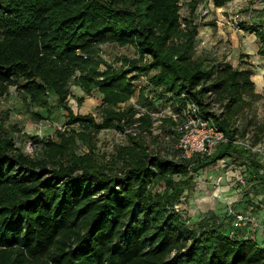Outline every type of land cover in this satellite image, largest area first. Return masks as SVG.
I'll list each match as a JSON object with an SVG mask.
<instances>
[{
    "label": "trees",
    "instance_id": "obj_1",
    "mask_svg": "<svg viewBox=\"0 0 264 264\" xmlns=\"http://www.w3.org/2000/svg\"><path fill=\"white\" fill-rule=\"evenodd\" d=\"M180 11V0H0V98L15 87L30 119L43 120L33 108L48 116L62 108L70 128L38 142L32 157L0 118V264H264V246L234 233L230 219L209 213L190 224L176 209L193 173L223 158L244 159L239 185L254 172L250 192L264 196V163L239 142L247 132L237 127L260 98L252 71L199 55V26ZM243 28L255 32L264 57V31ZM104 45L131 47L138 57H119L117 68L102 58ZM140 77L148 82L138 93L143 106L167 96L183 123L194 104L226 142L191 158L170 148L178 157L169 159L128 134L103 161L95 151L102 131L151 126L149 111L135 119L134 108L116 109L137 95ZM73 86L102 95L101 122L74 114ZM248 125L264 134V125ZM80 144L87 153L77 152Z\"/></svg>",
    "mask_w": 264,
    "mask_h": 264
},
{
    "label": "rangeland",
    "instance_id": "obj_2",
    "mask_svg": "<svg viewBox=\"0 0 264 264\" xmlns=\"http://www.w3.org/2000/svg\"><path fill=\"white\" fill-rule=\"evenodd\" d=\"M180 3L182 19H193L199 26L196 45L199 55L206 57L210 55L215 60L224 61L235 69L252 71L256 93L260 95V98L239 118L237 127L240 131L246 129L247 132L246 137L240 138L239 142L251 147L252 152L264 163V134H257L259 129L256 125H248L249 121L264 125V57L259 55L262 42L255 32L250 33L243 28L252 26L264 31V0H233L224 7H217L215 0H180ZM101 56L117 68L121 67V63H117L119 57H138L133 48H121L117 45L102 46ZM146 80L147 78L140 77L135 82L137 95L130 102L118 105L116 109L134 108L135 119L149 111L152 119L151 126H142L138 130L140 126L135 125L126 133L116 130L102 131L95 141V151L103 161L111 160L117 147L128 144V134L142 138L154 156L168 154L167 158L175 159L177 155L173 157L174 151L168 150L170 148L175 151L181 150L180 147L176 148L179 133L176 129V121L171 120L169 102L165 101L168 99L167 96L162 104L156 103L152 107H145L139 102L138 93L141 88L148 89ZM81 98L84 100L82 104L79 103ZM102 99V95L97 91L87 96L79 87L73 86L68 103L75 115H92L101 122ZM52 105L57 104L52 102ZM33 109L42 115L43 120L37 122L30 119L28 106L15 87L10 88L8 95L0 98V118L4 119L6 130L14 137L18 148L35 157L37 153H40L38 142L55 138L58 130L64 131L70 128L67 126L68 114L62 108H54L50 116L39 108ZM189 144L194 145L195 141L192 139ZM77 152L84 154L88 150L80 144ZM247 168L248 165L245 164L244 159L223 158L212 166L193 173L194 178L190 189L184 193L176 209L190 224L200 221L209 213H214L220 220L230 219V227L234 233L237 230L240 233L239 236H251L256 239L259 217L264 211V196H254L250 192L253 184L250 180L255 178L254 172L248 176L245 186L239 185L240 173ZM158 190L161 191L162 188ZM227 192L233 194L226 195ZM241 217L243 221L239 227H236L235 224ZM262 243L260 245L264 246V241Z\"/></svg>",
    "mask_w": 264,
    "mask_h": 264
},
{
    "label": "built area",
    "instance_id": "obj_3",
    "mask_svg": "<svg viewBox=\"0 0 264 264\" xmlns=\"http://www.w3.org/2000/svg\"><path fill=\"white\" fill-rule=\"evenodd\" d=\"M184 116L186 119L181 123L178 116L171 112V118L176 121V129L179 133L176 148L180 147V151L187 158H191L196 153L212 155L220 144L226 142L224 133L211 122V119L205 118L196 105L189 104ZM192 139L195 141L194 145L189 144ZM242 221L243 217L235 224L236 227H239Z\"/></svg>",
    "mask_w": 264,
    "mask_h": 264
},
{
    "label": "crops",
    "instance_id": "obj_4",
    "mask_svg": "<svg viewBox=\"0 0 264 264\" xmlns=\"http://www.w3.org/2000/svg\"><path fill=\"white\" fill-rule=\"evenodd\" d=\"M233 193H230V192H227L226 193V195H232ZM259 219H260V222H258L259 224L257 225V229H258V231H257V229H256V232H258L257 234H256V239H255V237H251L252 239H255V240H257V242L259 243V244H263L262 242L264 241V211L261 213V215H260V217H259ZM260 230V231H259ZM262 241V242H261Z\"/></svg>",
    "mask_w": 264,
    "mask_h": 264
}]
</instances>
